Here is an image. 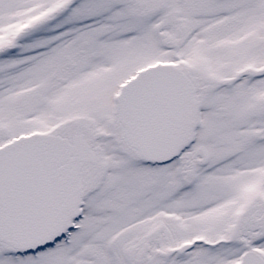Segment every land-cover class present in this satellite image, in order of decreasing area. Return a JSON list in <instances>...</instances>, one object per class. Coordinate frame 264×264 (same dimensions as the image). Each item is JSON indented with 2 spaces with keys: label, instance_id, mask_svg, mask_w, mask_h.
Segmentation results:
<instances>
[{
  "label": "snow or ice",
  "instance_id": "obj_1",
  "mask_svg": "<svg viewBox=\"0 0 264 264\" xmlns=\"http://www.w3.org/2000/svg\"><path fill=\"white\" fill-rule=\"evenodd\" d=\"M0 264H264V0H0Z\"/></svg>",
  "mask_w": 264,
  "mask_h": 264
}]
</instances>
